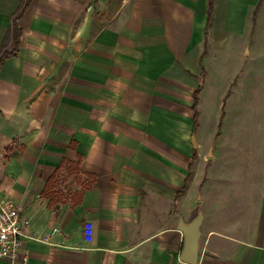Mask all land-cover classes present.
Instances as JSON below:
<instances>
[{
    "label": "crops",
    "instance_id": "crops-1",
    "mask_svg": "<svg viewBox=\"0 0 264 264\" xmlns=\"http://www.w3.org/2000/svg\"><path fill=\"white\" fill-rule=\"evenodd\" d=\"M20 11L0 204L28 227L0 264H184L198 212L196 264H264V0H0V54Z\"/></svg>",
    "mask_w": 264,
    "mask_h": 264
},
{
    "label": "built area",
    "instance_id": "built-area-1",
    "mask_svg": "<svg viewBox=\"0 0 264 264\" xmlns=\"http://www.w3.org/2000/svg\"><path fill=\"white\" fill-rule=\"evenodd\" d=\"M22 207L8 199L0 204V261L14 262L23 247L28 222L22 217ZM55 230L51 232L54 234ZM93 227L87 223L83 227V238L90 242Z\"/></svg>",
    "mask_w": 264,
    "mask_h": 264
},
{
    "label": "water",
    "instance_id": "water-1",
    "mask_svg": "<svg viewBox=\"0 0 264 264\" xmlns=\"http://www.w3.org/2000/svg\"><path fill=\"white\" fill-rule=\"evenodd\" d=\"M201 222H202L201 212H198L195 219L189 223H185L182 220V218L179 217L177 230L183 234V238H184L183 248L180 255V261L184 264L197 263L198 239L200 236L199 228Z\"/></svg>",
    "mask_w": 264,
    "mask_h": 264
},
{
    "label": "trees",
    "instance_id": "trees-1",
    "mask_svg": "<svg viewBox=\"0 0 264 264\" xmlns=\"http://www.w3.org/2000/svg\"><path fill=\"white\" fill-rule=\"evenodd\" d=\"M21 11L14 16L13 18V24H12V31L10 33V36L12 38V42L10 44V48L9 49H5V47L7 46L8 42H9V37H6L5 41H4V50L2 51V53L0 54V65L3 63V61H5L6 59L13 57L16 55L17 53V49H18V45H19V36H20V30L17 27V21L19 19Z\"/></svg>",
    "mask_w": 264,
    "mask_h": 264
}]
</instances>
